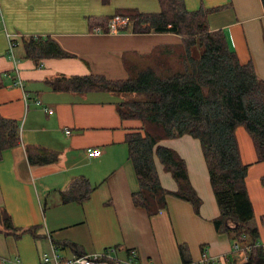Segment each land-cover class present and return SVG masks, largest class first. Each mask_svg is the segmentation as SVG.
<instances>
[{
	"label": "crops",
	"instance_id": "0c3cea01",
	"mask_svg": "<svg viewBox=\"0 0 264 264\" xmlns=\"http://www.w3.org/2000/svg\"><path fill=\"white\" fill-rule=\"evenodd\" d=\"M184 4L187 11L219 8L208 15L210 30H221L239 63L250 62L264 81L261 0H184ZM130 12L159 13L160 4L158 0H0V81L4 83L0 117L20 124L19 145L3 151L0 159V211L10 216L15 228L36 227L34 235L21 238L0 233V264H42V255L51 253L52 246L62 259L112 249L119 260L134 252L137 264H198L202 254L216 264L246 261V252L241 251L246 247L234 252L230 237L215 230L219 210L198 140L182 136L160 145L185 161L189 182L201 200L199 213L169 196L167 208L148 217L132 202L137 181L125 144L126 135L140 131L141 122L119 116L122 98L117 94L56 92L47 84L58 77L89 74L127 80L155 50L180 44L174 34L120 31L131 26ZM98 17L110 20L107 33L91 28L89 18ZM112 24L115 31H110ZM31 37L50 38L73 57L27 59L23 39ZM235 135L247 165L252 225L258 243L264 245V162L257 161L243 127ZM91 149L98 151L96 157L88 156ZM42 152L56 157L32 163L31 158ZM155 163L161 186L176 191L171 175ZM74 184L80 191L92 189L86 200L78 202L80 194L70 193ZM179 245L187 248L189 263L181 260Z\"/></svg>",
	"mask_w": 264,
	"mask_h": 264
},
{
	"label": "trees",
	"instance_id": "16d2710c",
	"mask_svg": "<svg viewBox=\"0 0 264 264\" xmlns=\"http://www.w3.org/2000/svg\"><path fill=\"white\" fill-rule=\"evenodd\" d=\"M158 2L159 13H128L131 26L120 31L174 34L180 37V44L155 50L127 80L110 81L89 74L58 77L47 80V84L56 92L117 94L122 98L117 105L119 116L141 122L140 131L127 134L125 144L137 181L132 202L144 209L148 217L166 209L169 196L189 203L199 213L201 200L189 182L185 161L174 150L160 145L182 136L198 140L219 210L213 221L216 232L228 235L233 244L246 247V261L242 264H264V249L256 246L258 232L252 225L253 207L245 184L247 165L241 160L235 135L236 129L243 127L257 161L264 162V81L250 62L239 63L221 30H210L208 15L219 8L187 11L184 0ZM261 3L264 8V0ZM89 22L91 28L99 27L103 33L109 30L107 18H89ZM23 47L24 57L34 62L73 57L50 38L23 39ZM19 142L20 124L0 117V159L3 151ZM55 157L42 152L31 162L43 164ZM156 161L171 175L176 191L161 186ZM261 183L264 186V178ZM91 190L82 187L80 191L74 184L70 193L80 194L76 199L80 202L88 198ZM35 230L36 227L15 228L10 216L0 211V233L21 238L34 235ZM67 246L78 250L75 244ZM178 248L181 260L189 263L187 248Z\"/></svg>",
	"mask_w": 264,
	"mask_h": 264
},
{
	"label": "built area",
	"instance_id": "2783aa9c",
	"mask_svg": "<svg viewBox=\"0 0 264 264\" xmlns=\"http://www.w3.org/2000/svg\"><path fill=\"white\" fill-rule=\"evenodd\" d=\"M115 25H111L110 31L115 30ZM13 45H11L12 48ZM10 56L13 59L14 63H16V60L14 59L12 52H10ZM16 85L21 87V82H16ZM98 155V151L91 149L88 150V156L89 157H96ZM257 247H260L264 249V245L257 244ZM51 253H44L41 258L42 264H137L135 262L136 255L134 252L129 253V257L126 260H119L114 255V250L109 249L102 253L92 254V255H82V256H76L70 259H62L58 257L56 254V251L54 249V246H52ZM232 250L234 252L240 251L241 247L239 244L234 243L232 246ZM245 251V249L241 250ZM246 254V253H245ZM246 259V256H245ZM10 263V262H9ZM18 262L14 263L17 264ZM198 264H216V261H211L206 258L205 254H202L201 260Z\"/></svg>",
	"mask_w": 264,
	"mask_h": 264
},
{
	"label": "rangeland",
	"instance_id": "374dc122",
	"mask_svg": "<svg viewBox=\"0 0 264 264\" xmlns=\"http://www.w3.org/2000/svg\"><path fill=\"white\" fill-rule=\"evenodd\" d=\"M113 31H115V30H113ZM142 61H143V60H142ZM134 69H135V68H132V72L134 71ZM134 72H137V68H136V70H135ZM243 129H244V128H243Z\"/></svg>",
	"mask_w": 264,
	"mask_h": 264
}]
</instances>
